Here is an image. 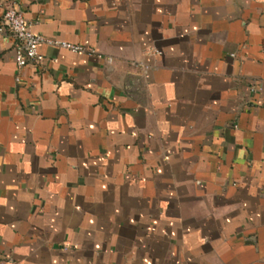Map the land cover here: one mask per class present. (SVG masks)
Listing matches in <instances>:
<instances>
[{
    "label": "crops",
    "instance_id": "crops-1",
    "mask_svg": "<svg viewBox=\"0 0 264 264\" xmlns=\"http://www.w3.org/2000/svg\"><path fill=\"white\" fill-rule=\"evenodd\" d=\"M11 6L85 51L0 33V264H264V0Z\"/></svg>",
    "mask_w": 264,
    "mask_h": 264
},
{
    "label": "built area",
    "instance_id": "built-area-1",
    "mask_svg": "<svg viewBox=\"0 0 264 264\" xmlns=\"http://www.w3.org/2000/svg\"><path fill=\"white\" fill-rule=\"evenodd\" d=\"M32 23L26 18L25 12L15 6L6 8L0 18V33H7L14 42V59L18 68L33 64L41 69L44 67L46 57L40 52L42 43H48L72 52H83L85 48L66 41L53 40L32 31ZM20 80V76L16 77Z\"/></svg>",
    "mask_w": 264,
    "mask_h": 264
}]
</instances>
